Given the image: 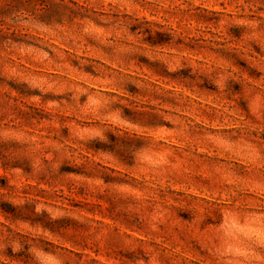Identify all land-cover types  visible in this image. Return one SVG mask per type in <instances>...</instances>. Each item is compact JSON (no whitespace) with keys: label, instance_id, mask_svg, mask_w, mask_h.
<instances>
[{"label":"rangeland","instance_id":"obj_1","mask_svg":"<svg viewBox=\"0 0 264 264\" xmlns=\"http://www.w3.org/2000/svg\"><path fill=\"white\" fill-rule=\"evenodd\" d=\"M147 2L125 0L126 14L131 15L135 7L137 20H143L149 26L155 25L152 34L162 42L158 46L171 44L169 34L164 31L170 21L172 29L181 30L176 37L174 50L175 47H182L184 56L198 62L203 59L201 53L205 49L200 45L203 37H199L197 32L202 29L215 32L222 17L236 16L246 7L248 0H159L162 8L158 15L163 17L171 11L168 21L158 19L157 15L145 10L144 4ZM116 4L117 0H0V61H4L3 53L9 47L7 42L22 32L25 21L63 20L72 23L79 18L80 7H91L93 11L114 15L112 9ZM177 8L179 11H175ZM184 25H190V28H184ZM234 33L235 29L226 35ZM103 46L110 54H117L113 40L103 41ZM207 54L218 56L221 61L229 59L221 55L219 48ZM238 55L240 62L233 63L237 72H242L246 78L257 73L264 75L258 64L264 58V52L254 47L251 52L241 50ZM8 59L15 58L9 56ZM33 60L39 62L41 54L37 52ZM16 63L53 76L61 74L47 63L34 65L20 60H16ZM62 67L72 72V66L66 62ZM137 70L150 74L153 81L164 79L146 65H141ZM12 73L13 69L7 61L0 63V264H24L22 253L13 252V243H22L28 238L23 229L47 230L50 244L77 251L83 264H122V258L102 248L85 245L82 249H73L70 239L60 244L63 238H58L56 233L61 231L69 237L83 238L89 229L81 223L80 218L135 238L146 245L142 251L154 255L158 264H214L208 243L211 232L218 229L223 248L232 247L235 250L245 237L251 235L253 229L264 228V219L257 216V212L264 211V164L253 167L242 159H236L226 166L222 174L213 175L208 161L215 153L200 145L199 128L179 130L180 135L190 138L191 142L185 144L176 138V131L161 127L159 132L153 133L146 124L139 123L137 114L151 113L159 103L145 96L133 97L125 92L115 94L135 101L134 104H129L124 98L118 101L125 109L128 128L120 129L115 136L109 134L108 143L82 144L80 152L83 158L76 162V171L65 173L55 180L43 171L38 179L32 178L34 160L24 156L23 152L34 148L38 155L44 151L46 163L47 159L53 158L47 146L68 139L77 117L68 106L69 101L61 99L70 90L69 85L52 81L46 90L30 94L26 87L11 86L9 77ZM80 79H94L91 70L81 74ZM18 84H23V81H18ZM90 86L95 87L94 84ZM163 86L172 88L167 83ZM184 91L204 107L203 114L195 115L198 125L228 129L238 127L228 122V117L235 116V113L228 107L231 101L227 97L221 98L208 89L201 90L200 95L187 89ZM106 102L102 98L95 103L104 105ZM239 118L244 119L243 116ZM86 123L90 124L91 121ZM21 131L28 134V139L14 138ZM77 131L87 136L95 129L80 127ZM250 131L254 132L255 126ZM145 134L157 137L161 146H169V167L161 168L159 172L149 170L143 163L130 167L127 144H134ZM233 135L236 133L233 132ZM240 136L243 140L244 133ZM251 139L255 141L254 144L245 146L244 143H237L234 151L251 155L254 150L264 148V134L252 135ZM193 154L195 159L192 158ZM223 159V155H216L217 161ZM114 192L128 201L130 207L143 201V207L148 212L152 211V202L164 201L170 216L167 225H161L160 234L150 239L144 234L142 224L135 222L140 220L139 215L123 222L115 219ZM32 201H43L44 207L37 211ZM217 205L224 207L218 208ZM234 209L244 211L237 213ZM247 209L256 211L249 212ZM210 216L219 217L221 223H207ZM256 254L259 255L258 252ZM123 264H128L127 259H123ZM254 264H259V261Z\"/></svg>","mask_w":264,"mask_h":264},{"label":"clouds","instance_id":"obj_2","mask_svg":"<svg viewBox=\"0 0 264 264\" xmlns=\"http://www.w3.org/2000/svg\"><path fill=\"white\" fill-rule=\"evenodd\" d=\"M144 8L165 21H168L171 15V11L163 17L158 15L162 8L159 0H148ZM121 9L124 11H120ZM126 10L125 0H117L112 9L114 15L93 11L91 7H80L79 18L72 23L63 20L25 21L22 32L17 34L14 40L10 39L7 42L9 47L3 56L4 61L13 69L9 77L11 86H23L30 94H36L38 91L46 90L50 82L62 81L70 86V90L61 99L69 101L68 106L77 117L68 139L47 146L50 147L53 158L47 159L46 163L44 151H40L38 155L34 148L23 152L24 156L34 160L32 178L38 179L43 171L55 180L65 173L76 171V162L83 158L80 152L82 144L108 143L109 134L115 136L120 129L128 128L129 120L125 109L118 101L122 98L127 99L129 104H134L135 101L127 96L115 95L119 92L159 101L151 113L137 114L140 118L139 123L146 124L153 133L159 132L161 127H166L177 132L176 138L181 143L188 144L191 142L190 138L180 135L179 130L199 128L200 145L215 153L208 161L209 170L213 175L222 174L226 166L236 159H242L253 167L264 164V148L254 150L251 155L238 154L234 151L237 143H244L245 146L254 144L251 136L264 134V75L257 73L246 78L233 67L234 62H240L238 54L241 50L251 52L255 47L264 52V0H248L246 7L238 11L236 16L222 17L221 24L215 32L199 30L197 35L203 37L200 39V45L205 51L201 53L203 59L198 62L184 56L182 47H175L174 50L176 37L181 34V30L172 29L170 21L165 25L164 31L169 34L171 44L158 46L162 42L157 41L152 34L155 25L149 26L145 21L137 20L135 7L131 15H127ZM183 27L190 28V25ZM233 29L234 34L226 35L232 33ZM105 40L114 41L116 55L110 54L109 50L104 48ZM218 48L221 55L229 59L221 61L218 56L207 54L208 51H215ZM37 52L41 54L39 62L33 60ZM9 56L15 59L9 60ZM16 60L34 65L51 64L57 73L61 74L53 76L47 72L24 68L23 64L16 63ZM65 62L72 66L71 73L62 67ZM258 64L264 72V58H261ZM141 65L148 66L153 73L164 79L159 82L153 81L150 74L137 70ZM88 70H91L94 79L90 81L80 79L81 74ZM18 81H23V84H18ZM164 83L172 85V88L164 87ZM93 84L95 87L90 86ZM185 89L196 95H200L201 90L208 89L221 98L227 97L231 101L228 107L235 113V116L228 117V122L238 127L228 129L221 126L213 128L198 125L195 115L203 114L204 107L186 95ZM102 98L107 102L104 105H97L95 102ZM241 116L244 119H240ZM253 126L254 132L250 131ZM80 127H91L95 131L91 135H81L77 131ZM233 132L236 135H233ZM241 133H244L243 140ZM14 138L26 140L28 134L21 131ZM127 147L130 167H138L143 163L149 170L157 172L161 168L169 167L170 148L168 145L161 146L155 136L145 134L134 144H127ZM216 155H223L224 159L217 161ZM192 158L195 159L194 154ZM112 202L115 219L123 222L129 217L139 215L140 220L135 222L142 224L144 234L150 239L159 235L160 226L167 225L170 219L164 201L152 202L151 212L144 209L143 201L140 205L130 207L129 202L121 199L115 192ZM32 203L36 204L37 211L44 207L43 201ZM217 207L222 208L224 205ZM234 211L239 213L244 209ZM257 216L264 219V211L257 212ZM80 220L89 229L83 238L69 237L61 231L56 233L58 238H63L60 240L61 245L64 240L70 239L73 249H82L85 245L94 249L102 248L113 252L117 258H122V264L123 259H127L128 264H158L154 255L142 251L146 245H142L135 238L127 237L111 227L94 221L84 218ZM207 223L219 225L221 219L210 216ZM23 230L27 232L28 238L22 243H13V252L22 253L24 264H83L77 251L50 244L47 230ZM221 239L222 235L218 229L211 232L208 237L214 264H254L255 261L264 264V228L253 229L251 235L245 237L235 250L232 247L224 249Z\"/></svg>","mask_w":264,"mask_h":264}]
</instances>
